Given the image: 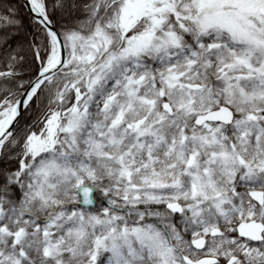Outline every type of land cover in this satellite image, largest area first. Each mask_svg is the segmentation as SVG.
<instances>
[{
  "label": "snow or ice",
  "instance_id": "6c2138e0",
  "mask_svg": "<svg viewBox=\"0 0 264 264\" xmlns=\"http://www.w3.org/2000/svg\"><path fill=\"white\" fill-rule=\"evenodd\" d=\"M0 264H264V0H0Z\"/></svg>",
  "mask_w": 264,
  "mask_h": 264
}]
</instances>
